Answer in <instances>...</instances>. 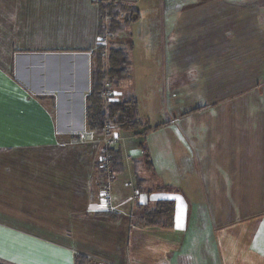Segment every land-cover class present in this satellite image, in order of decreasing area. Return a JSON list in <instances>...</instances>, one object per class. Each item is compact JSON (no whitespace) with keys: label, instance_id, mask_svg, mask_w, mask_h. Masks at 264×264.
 Segmentation results:
<instances>
[{"label":"crops","instance_id":"crops-1","mask_svg":"<svg viewBox=\"0 0 264 264\" xmlns=\"http://www.w3.org/2000/svg\"><path fill=\"white\" fill-rule=\"evenodd\" d=\"M104 2L138 12L111 41L144 124L111 126L109 205L85 113ZM161 201L172 224L143 223ZM77 256L264 264V0H0V259Z\"/></svg>","mask_w":264,"mask_h":264},{"label":"trees","instance_id":"trees-1","mask_svg":"<svg viewBox=\"0 0 264 264\" xmlns=\"http://www.w3.org/2000/svg\"><path fill=\"white\" fill-rule=\"evenodd\" d=\"M101 31L104 28V19L111 34L118 33L123 26L134 22L138 18L136 9L115 2L99 4ZM130 45L112 42L107 49V70L103 69V49L98 47L95 52L91 72V89L86 97V120L90 130L100 133L105 123L122 130H137L144 126L138 115L137 102L134 98H120L104 104L101 95L103 80L106 78L113 87L128 79L130 62L128 52ZM105 152L110 157V169L117 173L121 168V154L118 148L109 147ZM174 204L171 201L158 202L154 209L145 208L141 214V221L145 224L171 225L173 221ZM86 258L77 256L75 264H84ZM0 264H12L0 259Z\"/></svg>","mask_w":264,"mask_h":264},{"label":"built area","instance_id":"built-area-1","mask_svg":"<svg viewBox=\"0 0 264 264\" xmlns=\"http://www.w3.org/2000/svg\"><path fill=\"white\" fill-rule=\"evenodd\" d=\"M106 39L105 37H102L101 35L98 36V44L106 46ZM104 55H106V50L104 52ZM102 98L104 100V104H107L110 101H115L118 100L119 93L116 91V89L111 85V82L108 79L103 80V85H102V91H101ZM111 126V125H110ZM108 125V123H105L103 126L102 131L104 132L103 134L105 135V140L107 143L112 142L113 140H118L119 136L117 133L111 131V127ZM109 128V129H108ZM108 130V134H107ZM111 132V133H110ZM86 133H81L80 134V139H86ZM144 138H147L148 136L146 134L143 135ZM109 147V146H107ZM99 166L104 169L105 172V178L106 180V185L104 188V200L105 204L109 205L110 203V189H109V182L111 178L113 177V173L111 172L110 169V157L109 155L102 150L101 156L99 158ZM93 264H107L104 262H94Z\"/></svg>","mask_w":264,"mask_h":264},{"label":"rangeland","instance_id":"rangeland-1","mask_svg":"<svg viewBox=\"0 0 264 264\" xmlns=\"http://www.w3.org/2000/svg\"><path fill=\"white\" fill-rule=\"evenodd\" d=\"M106 19V18H105ZM104 24V28H103V30H102V33H101V36L102 37H105V39H106V41H107V43H106V46H103V45H100V48L102 47V49H103V61H102V64H103V69H104V71H106L107 70V68H108V66H107V49H108V47L112 44V41H111V37H112V34H111V31L109 30V28H107L108 27V23H107V19L105 20V23H103ZM107 25V27H105ZM105 50H106V55H104V52H105ZM115 88V87H114ZM109 125V124H108ZM110 126V125H109ZM111 127V126H110ZM113 127H111V129H112ZM109 129V128H108ZM112 131V130H111ZM101 134H99V133H97L98 134V137H100L99 138V146H100V148H101V152H102V150H106L107 148H109V147H114V146H116V144H117V141L119 140H113L112 142H109V143H107L106 142V140H105V135L106 134H103L104 132L102 131V132H100ZM109 132H108V130H107V134H108ZM111 133V132H110ZM80 136V135H79ZM107 146H109V147H107ZM101 170L103 171V174L105 175V172H104V169L103 168H101ZM102 174V177L104 176ZM103 180H104V178H103ZM107 179L105 178V181H106ZM94 262H92V261H88V260H86V262L84 263V264H93Z\"/></svg>","mask_w":264,"mask_h":264},{"label":"snow or ice","instance_id":"snow-or-ice-1","mask_svg":"<svg viewBox=\"0 0 264 264\" xmlns=\"http://www.w3.org/2000/svg\"><path fill=\"white\" fill-rule=\"evenodd\" d=\"M57 264H59V262H57Z\"/></svg>","mask_w":264,"mask_h":264}]
</instances>
